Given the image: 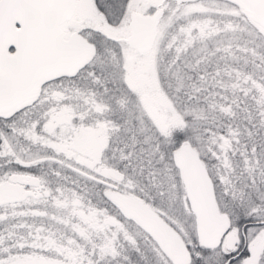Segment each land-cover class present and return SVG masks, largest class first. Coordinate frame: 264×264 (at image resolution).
<instances>
[{"label":"snow or ice","instance_id":"6c2138e0","mask_svg":"<svg viewBox=\"0 0 264 264\" xmlns=\"http://www.w3.org/2000/svg\"><path fill=\"white\" fill-rule=\"evenodd\" d=\"M0 264H264V0H0Z\"/></svg>","mask_w":264,"mask_h":264}]
</instances>
